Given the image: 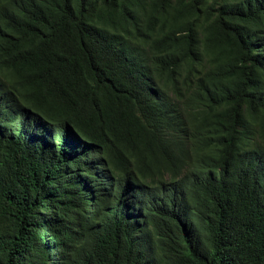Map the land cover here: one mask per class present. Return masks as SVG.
<instances>
[{
	"label": "trees",
	"instance_id": "16d2710c",
	"mask_svg": "<svg viewBox=\"0 0 264 264\" xmlns=\"http://www.w3.org/2000/svg\"><path fill=\"white\" fill-rule=\"evenodd\" d=\"M0 264H264V0H0Z\"/></svg>",
	"mask_w": 264,
	"mask_h": 264
}]
</instances>
